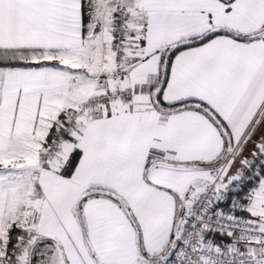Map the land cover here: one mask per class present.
<instances>
[{
	"label": "snow or ice",
	"instance_id": "snow-or-ice-1",
	"mask_svg": "<svg viewBox=\"0 0 264 264\" xmlns=\"http://www.w3.org/2000/svg\"><path fill=\"white\" fill-rule=\"evenodd\" d=\"M0 264H264V0H0Z\"/></svg>",
	"mask_w": 264,
	"mask_h": 264
},
{
	"label": "built area",
	"instance_id": "built-area-1",
	"mask_svg": "<svg viewBox=\"0 0 264 264\" xmlns=\"http://www.w3.org/2000/svg\"><path fill=\"white\" fill-rule=\"evenodd\" d=\"M247 179L248 177L245 176L241 178V181H233L232 184L215 198V202L208 209L211 213L210 219L212 223L219 225L224 230L235 227L237 222L232 219L230 214L235 212V209L232 206L239 200V194L243 187L242 181ZM235 214L237 216L241 215L239 212H235ZM214 234L220 235L219 232H209L203 235V239L207 241L208 244L215 243L211 239Z\"/></svg>",
	"mask_w": 264,
	"mask_h": 264
},
{
	"label": "trees",
	"instance_id": "trees-1",
	"mask_svg": "<svg viewBox=\"0 0 264 264\" xmlns=\"http://www.w3.org/2000/svg\"><path fill=\"white\" fill-rule=\"evenodd\" d=\"M209 236H210V234H209ZM220 235H218V234H214L212 237H211V239H212V241L213 242H216L217 241V237H219Z\"/></svg>",
	"mask_w": 264,
	"mask_h": 264
}]
</instances>
